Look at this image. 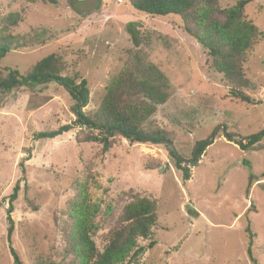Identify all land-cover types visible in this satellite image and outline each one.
<instances>
[{
    "label": "rangeland",
    "instance_id": "rangeland-1",
    "mask_svg": "<svg viewBox=\"0 0 264 264\" xmlns=\"http://www.w3.org/2000/svg\"><path fill=\"white\" fill-rule=\"evenodd\" d=\"M238 1L220 0L218 5L226 9ZM250 1L245 15L263 33L247 64L252 83L245 92L253 104L230 95L178 17L139 13L126 0H57L56 5L0 0V21L11 13L23 17L7 35H56L46 45L11 51L0 69L26 75L58 53L65 75L88 81L90 103L84 111L89 114L98 110L110 83L132 69L138 57L146 68L155 69L154 77L162 74L170 85L168 101L146 127L161 128L175 141V146L131 144L118 137L113 149L102 155L96 144H78V129L53 140H35L41 131L75 121V102L68 91L51 82L0 93V264H14L7 211L18 182L12 242L21 261L70 262L63 257L57 223L66 221L76 194L74 183L87 174L90 203L100 208L96 221L101 229L94 238L100 251L125 205L139 194L155 201L159 213L156 245L141 264H254L248 254L249 225L255 235L253 256L264 264V140L260 151L242 150L239 143L246 145L264 132V0ZM129 23L141 34L139 45L128 31ZM208 138L212 144L192 168L191 180L184 181L170 150L189 161L196 144ZM153 160L162 166L148 170Z\"/></svg>",
    "mask_w": 264,
    "mask_h": 264
},
{
    "label": "trees",
    "instance_id": "trees-1",
    "mask_svg": "<svg viewBox=\"0 0 264 264\" xmlns=\"http://www.w3.org/2000/svg\"><path fill=\"white\" fill-rule=\"evenodd\" d=\"M56 5L57 0H29ZM137 12L156 17H178L183 30L190 35L207 53V63L214 73L222 76L229 93L242 103L253 104L255 101L246 94L252 79L247 72L248 57L258 46L263 33L245 15L250 0H240L232 7L221 9L220 0H126ZM222 18V19H221ZM23 22L20 13H11L0 21L3 34L0 36V61L7 54L17 49L35 48L46 45L55 38V34L44 31L33 37H13L7 35ZM128 31L137 45L141 34L135 24H128ZM65 65L58 53L39 61L32 70L22 75L16 69H0V93L10 94L19 88H34L37 85L56 82L64 87L71 98L75 121L56 130L41 131L34 135L35 140H53L78 129V144H96L101 147V154H108L118 137L131 144H175L172 134L161 128H147L146 124L156 114L159 106L169 99L170 85L160 74L154 77V68H146L137 57L132 69H127L116 77L106 88L98 110L87 114L84 109L90 103L88 81L65 75ZM79 81V82H78ZM231 135V134H230ZM209 139L196 144L192 157L185 161L175 150L170 155L175 161V168L181 172L184 181L191 180L192 168L197 167L207 148L212 144ZM264 132L253 136L242 150L260 151ZM175 146V145H174ZM162 166L160 161L147 164L148 170ZM91 176L74 183L75 195L65 212L66 221L57 223L63 245V257L70 258L68 264H141L144 254L153 249L154 229L158 226L159 213L155 201L135 194L133 200L124 207L115 226L105 236L103 251H100L94 238L101 227L96 221L100 212L97 205L90 203ZM21 189L18 182L8 197L9 208L7 239L14 264H23L13 247L15 222L12 218L14 202ZM27 186L25 193H27ZM112 208H107V214ZM249 238L248 254L254 264L252 246L254 233L250 225L246 228ZM141 241H149L144 245ZM36 264H60L55 261L38 259Z\"/></svg>",
    "mask_w": 264,
    "mask_h": 264
},
{
    "label": "water",
    "instance_id": "water-1",
    "mask_svg": "<svg viewBox=\"0 0 264 264\" xmlns=\"http://www.w3.org/2000/svg\"><path fill=\"white\" fill-rule=\"evenodd\" d=\"M239 143L243 146L244 144H243V140H239Z\"/></svg>",
    "mask_w": 264,
    "mask_h": 264
}]
</instances>
